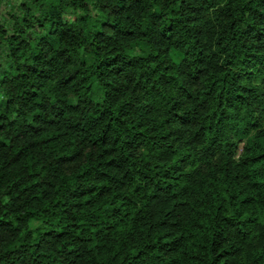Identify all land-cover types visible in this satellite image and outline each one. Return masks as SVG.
I'll list each match as a JSON object with an SVG mask.
<instances>
[{"label": "trees", "instance_id": "obj_1", "mask_svg": "<svg viewBox=\"0 0 264 264\" xmlns=\"http://www.w3.org/2000/svg\"><path fill=\"white\" fill-rule=\"evenodd\" d=\"M0 264H264V0H0Z\"/></svg>", "mask_w": 264, "mask_h": 264}, {"label": "rangeland", "instance_id": "obj_2", "mask_svg": "<svg viewBox=\"0 0 264 264\" xmlns=\"http://www.w3.org/2000/svg\"><path fill=\"white\" fill-rule=\"evenodd\" d=\"M6 9H7V7H6V4L5 3H3L2 5H1V12L2 13H4V12H6Z\"/></svg>", "mask_w": 264, "mask_h": 264}]
</instances>
